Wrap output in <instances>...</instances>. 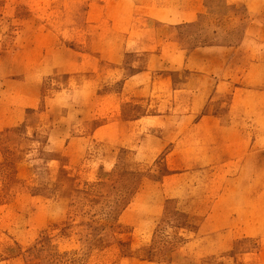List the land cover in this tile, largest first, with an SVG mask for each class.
Returning <instances> with one entry per match:
<instances>
[{
    "label": "rangeland",
    "instance_id": "obj_1",
    "mask_svg": "<svg viewBox=\"0 0 264 264\" xmlns=\"http://www.w3.org/2000/svg\"><path fill=\"white\" fill-rule=\"evenodd\" d=\"M147 1L0 0V264H264V0Z\"/></svg>",
    "mask_w": 264,
    "mask_h": 264
},
{
    "label": "crops",
    "instance_id": "obj_2",
    "mask_svg": "<svg viewBox=\"0 0 264 264\" xmlns=\"http://www.w3.org/2000/svg\"><path fill=\"white\" fill-rule=\"evenodd\" d=\"M179 4H176L178 6H181L182 11H180L182 14H184L185 16L191 15V10L195 9V14L199 11V7H203L204 5V1H200V0H178ZM136 6H138L137 4L142 3L145 4L149 1L147 0H134ZM195 16V15H194ZM192 20H194L195 18L191 17ZM148 20H152L153 23H162V24H171V23H175L173 20H170V18H168L167 20L163 19L162 17H157V16H148L147 18ZM152 23V25H154ZM147 69V68H146Z\"/></svg>",
    "mask_w": 264,
    "mask_h": 264
},
{
    "label": "trees",
    "instance_id": "obj_3",
    "mask_svg": "<svg viewBox=\"0 0 264 264\" xmlns=\"http://www.w3.org/2000/svg\"><path fill=\"white\" fill-rule=\"evenodd\" d=\"M9 131V130H8Z\"/></svg>",
    "mask_w": 264,
    "mask_h": 264
}]
</instances>
